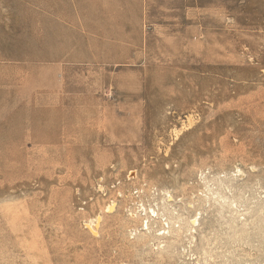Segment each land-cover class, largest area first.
Masks as SVG:
<instances>
[{"label": "rangeland", "instance_id": "obj_1", "mask_svg": "<svg viewBox=\"0 0 264 264\" xmlns=\"http://www.w3.org/2000/svg\"><path fill=\"white\" fill-rule=\"evenodd\" d=\"M0 264H264V0H0Z\"/></svg>", "mask_w": 264, "mask_h": 264}, {"label": "bare ground", "instance_id": "obj_2", "mask_svg": "<svg viewBox=\"0 0 264 264\" xmlns=\"http://www.w3.org/2000/svg\"><path fill=\"white\" fill-rule=\"evenodd\" d=\"M131 174H132V173H130V175H131ZM219 183H220V182H219ZM217 192H218V191H217ZM168 198H169V200L166 201V202L169 203V202L171 201V196L169 195ZM222 198H223V197L221 196V199H222ZM221 199H220V200H221ZM225 202H226V199H225ZM162 203H163V202H162ZM228 203H229V202H228ZM230 203H231V202H230ZM234 203H235V202H234ZM110 205H111V204H110ZM112 205H113V204H112ZM162 205H163V209H164V210L166 209L167 206H170V204L167 205V204H164V203H163ZM223 205H224V204H223ZM223 205H222V206H223ZM227 206H228V205H227ZM230 206H231V205H230ZM230 206H229V207H230ZM223 207H224V206H223ZM231 209H232V208H231ZM111 210H112V207H111V206L107 207V211H108V212H110ZM149 212H151L152 215L155 214L154 211L151 210V209H150ZM148 216L150 217V215H148ZM155 216H157V214H155ZM153 217H154V216H153ZM155 218H156V217H155ZM148 219H149V218L145 217V218L142 220V224H143L142 226L145 227V230H146V231H150V227H149V225H148V223H149V220H148ZM96 220H98V218H97ZM162 221H163V220H162ZM163 223H164V222H163ZM168 223H169V221H168ZM168 223H167V224H168ZM191 223L193 224V222H191ZM164 225H165V224H164ZM165 226H167V225H165ZM168 227H169V226H168ZM166 228H167V227H166ZM173 228H174V226H173ZM161 229H162V228H161ZM171 229H172V227H171ZM171 229H170V227H169V230H170V231H172ZM166 230H167V229H166ZM158 231H161V230H157V232H158ZM163 231H165L164 228H163ZM163 231H161V232H163ZM187 231H189V230H187ZM161 232H160L159 234H160V235L162 234V236H163V233H165V232H163V233H161ZM154 233H155V232H154ZM167 233H169L168 230H167ZM157 234H158V233H157ZM157 234H156V235H157ZM166 235H167V234H166ZM158 237H159V236H158ZM192 238H193V237H192Z\"/></svg>", "mask_w": 264, "mask_h": 264}]
</instances>
